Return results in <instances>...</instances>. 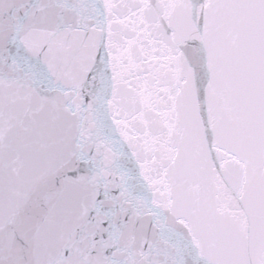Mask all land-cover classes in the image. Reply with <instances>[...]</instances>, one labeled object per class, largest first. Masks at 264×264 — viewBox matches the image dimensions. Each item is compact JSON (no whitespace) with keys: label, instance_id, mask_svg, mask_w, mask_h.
<instances>
[{"label":"snow or ice","instance_id":"1","mask_svg":"<svg viewBox=\"0 0 264 264\" xmlns=\"http://www.w3.org/2000/svg\"><path fill=\"white\" fill-rule=\"evenodd\" d=\"M0 264H264V0H0Z\"/></svg>","mask_w":264,"mask_h":264}]
</instances>
